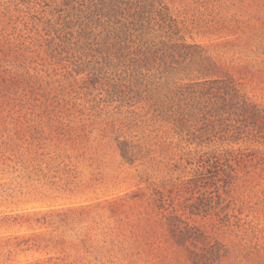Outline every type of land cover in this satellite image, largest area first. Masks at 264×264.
Instances as JSON below:
<instances>
[{
	"label": "rangeland",
	"instance_id": "1",
	"mask_svg": "<svg viewBox=\"0 0 264 264\" xmlns=\"http://www.w3.org/2000/svg\"><path fill=\"white\" fill-rule=\"evenodd\" d=\"M195 263L264 264V0H0V264Z\"/></svg>",
	"mask_w": 264,
	"mask_h": 264
},
{
	"label": "trees",
	"instance_id": "2",
	"mask_svg": "<svg viewBox=\"0 0 264 264\" xmlns=\"http://www.w3.org/2000/svg\"><path fill=\"white\" fill-rule=\"evenodd\" d=\"M172 235L177 238L179 243L183 242L184 237H185V235H183V233H181L180 231H176L175 229H172ZM197 238H200V237L197 236ZM195 264H197V263H195Z\"/></svg>",
	"mask_w": 264,
	"mask_h": 264
}]
</instances>
